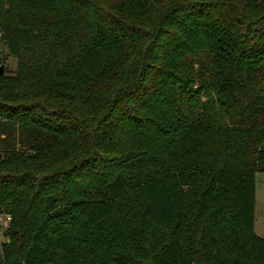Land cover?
I'll return each instance as SVG.
<instances>
[{
    "label": "trees",
    "instance_id": "16d2710c",
    "mask_svg": "<svg viewBox=\"0 0 264 264\" xmlns=\"http://www.w3.org/2000/svg\"><path fill=\"white\" fill-rule=\"evenodd\" d=\"M0 45V264H264V0H0Z\"/></svg>",
    "mask_w": 264,
    "mask_h": 264
},
{
    "label": "rangeland",
    "instance_id": "374dc122",
    "mask_svg": "<svg viewBox=\"0 0 264 264\" xmlns=\"http://www.w3.org/2000/svg\"><path fill=\"white\" fill-rule=\"evenodd\" d=\"M4 55V48L0 45V60ZM0 66L5 67L8 72H12L15 68V59L4 57L3 61H0ZM252 224L253 233L259 238H264V173L254 174Z\"/></svg>",
    "mask_w": 264,
    "mask_h": 264
},
{
    "label": "built area",
    "instance_id": "2783aa9c",
    "mask_svg": "<svg viewBox=\"0 0 264 264\" xmlns=\"http://www.w3.org/2000/svg\"><path fill=\"white\" fill-rule=\"evenodd\" d=\"M7 221H8L7 217H5L4 219L0 217V235L2 230L6 227Z\"/></svg>",
    "mask_w": 264,
    "mask_h": 264
},
{
    "label": "water",
    "instance_id": "95a60500",
    "mask_svg": "<svg viewBox=\"0 0 264 264\" xmlns=\"http://www.w3.org/2000/svg\"><path fill=\"white\" fill-rule=\"evenodd\" d=\"M2 73V67H0V74Z\"/></svg>",
    "mask_w": 264,
    "mask_h": 264
}]
</instances>
